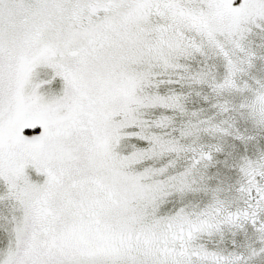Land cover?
I'll return each instance as SVG.
<instances>
[{
	"label": "snow or ice",
	"instance_id": "1",
	"mask_svg": "<svg viewBox=\"0 0 264 264\" xmlns=\"http://www.w3.org/2000/svg\"><path fill=\"white\" fill-rule=\"evenodd\" d=\"M0 264H264V0H0Z\"/></svg>",
	"mask_w": 264,
	"mask_h": 264
}]
</instances>
